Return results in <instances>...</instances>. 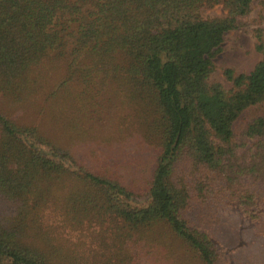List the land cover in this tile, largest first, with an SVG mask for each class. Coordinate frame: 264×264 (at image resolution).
<instances>
[{
	"label": "trees",
	"instance_id": "1",
	"mask_svg": "<svg viewBox=\"0 0 264 264\" xmlns=\"http://www.w3.org/2000/svg\"><path fill=\"white\" fill-rule=\"evenodd\" d=\"M254 1L0 0V98L13 106L31 97L34 72L52 57L64 74L52 95L94 77L118 82L136 111L151 116L154 148L149 180L137 190L118 174L77 167L66 147L0 111V202L5 195L16 204L12 226L0 219V264H54L46 247L25 240L21 225L46 204L51 184L69 178L97 191L129 232L164 223L203 264H217L206 211L236 204L252 208V218L264 212V118L246 126L241 156L232 143L240 116L264 102L260 35L262 59L251 72L224 70L232 90L208 81L224 36ZM213 9L221 16L202 15ZM134 192L146 200L129 207L124 200ZM192 209L198 224L187 215Z\"/></svg>",
	"mask_w": 264,
	"mask_h": 264
},
{
	"label": "rangeland",
	"instance_id": "2",
	"mask_svg": "<svg viewBox=\"0 0 264 264\" xmlns=\"http://www.w3.org/2000/svg\"><path fill=\"white\" fill-rule=\"evenodd\" d=\"M202 15L219 17L221 12L203 10ZM257 35L264 46V0L254 1L241 26L224 36L209 83L230 91L232 83L224 70L235 75L251 72L262 59L256 49ZM33 75L34 94L13 106L0 98V111H6L18 124L34 125L51 142L66 147L77 167L95 173L112 172L126 186L143 189L154 157L151 116L138 113L116 81L94 77L86 84L70 83L52 95L64 75L61 64L52 57ZM258 117L264 118V102L244 111L234 125L232 143L239 156L248 146L244 140L246 126ZM50 186L46 204L32 209L21 231L26 241L46 247L54 264H203L164 223L129 232L121 220L105 211L101 195L85 182L69 178ZM81 193L88 194L91 203H85ZM145 200L146 195L134 192L133 199L124 200V204L140 206ZM206 212V225L215 224L211 240L217 264H264V212L252 218V208L244 211L236 204H222ZM15 215V202L3 195V227L12 226ZM187 215L193 224L199 223L198 211L192 209Z\"/></svg>",
	"mask_w": 264,
	"mask_h": 264
}]
</instances>
